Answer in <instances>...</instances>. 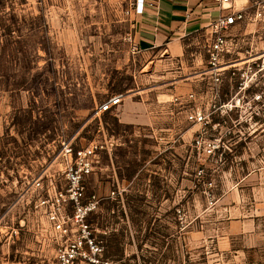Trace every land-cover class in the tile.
Returning a JSON list of instances; mask_svg holds the SVG:
<instances>
[{
	"label": "rangeland",
	"instance_id": "374dc122",
	"mask_svg": "<svg viewBox=\"0 0 264 264\" xmlns=\"http://www.w3.org/2000/svg\"><path fill=\"white\" fill-rule=\"evenodd\" d=\"M127 7L0 0V264H56L21 224L22 195L32 175L57 176L63 138L106 142L87 188L103 196L90 220L112 264H264V6L234 28L217 83L203 40L180 71L144 67ZM117 93L157 121L97 111Z\"/></svg>",
	"mask_w": 264,
	"mask_h": 264
},
{
	"label": "built area",
	"instance_id": "2783aa9c",
	"mask_svg": "<svg viewBox=\"0 0 264 264\" xmlns=\"http://www.w3.org/2000/svg\"><path fill=\"white\" fill-rule=\"evenodd\" d=\"M213 1L219 12L208 22L200 36L207 55V70L211 73L212 81L217 83L226 66L224 56L237 45L234 28L251 12L248 10L251 7H255L251 17L260 16L264 0ZM152 3V0H128L126 13L142 14ZM130 37L134 53L139 47ZM122 94H113L100 102L97 111L118 104ZM193 97L194 93L188 92L187 99L192 100ZM205 116L200 108L194 106L187 114V118L199 123L205 120ZM105 144L104 141L93 140L87 145H74L71 140L63 138L55 156L59 164L57 176L48 172V168L38 176L32 175L22 195H26L23 209L26 220L22 219L21 224H25L33 237L36 228V233L40 235L38 241L50 252L56 264H112L104 256L103 240L97 236L90 220L103 196L87 188V180L97 166ZM115 195L114 188L107 193V196Z\"/></svg>",
	"mask_w": 264,
	"mask_h": 264
},
{
	"label": "crops",
	"instance_id": "0c3cea01",
	"mask_svg": "<svg viewBox=\"0 0 264 264\" xmlns=\"http://www.w3.org/2000/svg\"><path fill=\"white\" fill-rule=\"evenodd\" d=\"M142 14H132L133 40L139 47L134 52L145 57L144 67L158 63L177 67L180 71L185 51L191 42H201L200 35L219 10L213 0H152ZM201 48H203L200 43ZM166 67V66H165ZM174 72L172 71H167ZM152 103V102H151ZM119 121L131 124H153L158 118L145 112V104L130 97L116 106Z\"/></svg>",
	"mask_w": 264,
	"mask_h": 264
}]
</instances>
